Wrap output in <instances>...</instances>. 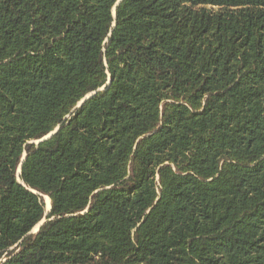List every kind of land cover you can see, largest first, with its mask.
<instances>
[{"label":"trees","instance_id":"trees-1","mask_svg":"<svg viewBox=\"0 0 264 264\" xmlns=\"http://www.w3.org/2000/svg\"><path fill=\"white\" fill-rule=\"evenodd\" d=\"M117 1L0 0V264H264V0Z\"/></svg>","mask_w":264,"mask_h":264},{"label":"water","instance_id":"water-1","mask_svg":"<svg viewBox=\"0 0 264 264\" xmlns=\"http://www.w3.org/2000/svg\"><path fill=\"white\" fill-rule=\"evenodd\" d=\"M121 0H118L117 3H119ZM108 86H109V83L107 86H104L103 89L102 88H99L89 94H87L81 101H79V103L77 104V107L81 106L84 102H86L87 100H89L91 97H93L94 95H96L99 91H106L108 89ZM59 129V126L55 128V130H53L52 132L48 133L47 135L43 136L41 139L38 140V142H41L45 139H48L50 138L53 134H55ZM26 156H24L23 160L25 159ZM23 160L22 162L20 163V172L21 173V167H22V163H23ZM51 209V204H50V207L48 208V211H50ZM46 215L48 213H45ZM46 220V219H45ZM45 221L42 220L38 223V230L40 229V226L44 223Z\"/></svg>","mask_w":264,"mask_h":264},{"label":"rangeland","instance_id":"rangeland-1","mask_svg":"<svg viewBox=\"0 0 264 264\" xmlns=\"http://www.w3.org/2000/svg\"><path fill=\"white\" fill-rule=\"evenodd\" d=\"M108 83H109V81H108ZM108 83L106 84V85H104V86H107L108 85ZM104 86H102L101 88L103 89V87ZM101 92H104V91H101ZM81 101V100H80ZM36 143H38V140L37 141H35ZM24 156H26V152L23 154V157H22V160H23V158H24ZM20 172V166H19V168H18V170H17V178L19 179V173ZM46 196V195H45ZM45 196H44V202H45ZM45 211H46V213H48L49 211H48V208H45ZM46 218L44 217V221H46L45 220ZM38 231V224L34 227V229H33V233H36Z\"/></svg>","mask_w":264,"mask_h":264},{"label":"bare ground","instance_id":"bare-ground-1","mask_svg":"<svg viewBox=\"0 0 264 264\" xmlns=\"http://www.w3.org/2000/svg\"><path fill=\"white\" fill-rule=\"evenodd\" d=\"M45 204H46V208H49L51 204V199L47 195L45 196Z\"/></svg>","mask_w":264,"mask_h":264}]
</instances>
